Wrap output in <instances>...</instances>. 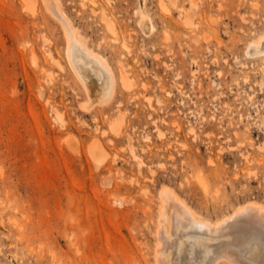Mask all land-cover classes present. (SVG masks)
Listing matches in <instances>:
<instances>
[{"label":"rangeland","instance_id":"rangeland-1","mask_svg":"<svg viewBox=\"0 0 264 264\" xmlns=\"http://www.w3.org/2000/svg\"><path fill=\"white\" fill-rule=\"evenodd\" d=\"M61 1L118 77L124 65L131 87L118 79L110 103L86 108L61 24L41 0L35 11L22 0H0V264H72L75 234L83 262L145 264L141 253L153 245L165 183L210 217L247 197L264 201V167L240 153L264 157L257 124L264 117V69L245 54L248 40L264 32V0H163L168 20L160 0H97L114 18L116 39L92 0ZM182 7L194 13L192 29ZM139 9L153 29L141 25ZM117 119L122 132L111 130ZM177 124L195 126L200 137L184 136ZM224 127L240 134L248 127L254 144L238 150L237 137L219 136ZM94 134L109 166L97 165L89 152Z\"/></svg>","mask_w":264,"mask_h":264},{"label":"bare ground","instance_id":"bare-ground-1","mask_svg":"<svg viewBox=\"0 0 264 264\" xmlns=\"http://www.w3.org/2000/svg\"><path fill=\"white\" fill-rule=\"evenodd\" d=\"M22 1L23 4H29L33 11L36 10L35 7L38 5V0ZM41 1L49 14L61 24L64 30L63 32L66 37L65 52L68 62L87 92V96L83 101L86 108L90 109L94 106H102L110 103L116 95L118 79L126 88L131 87L129 78L125 73L126 70L124 69V65H119L120 74L118 77L113 66L109 63L108 58L101 51L91 46L85 36H83L78 30L79 28L73 24L61 0ZM92 1L93 10L101 13V17L105 24L114 33L113 39H116L117 33L115 31L114 18L109 15L105 6L98 5L96 3L97 0ZM165 3L163 0H160L159 6L167 18L170 15V10ZM139 12L141 15V25H148V27L153 29L151 17L141 9H139ZM181 13V18L184 24H188V28L192 29L193 24H195V21H193V11L182 7ZM169 21L171 22V20ZM205 37L207 36H204V38ZM162 39H164V37ZM198 39V35L194 36V40L197 41ZM122 44L127 47L126 43ZM245 47V54L250 58H257L259 60L260 67L264 69V32L251 37ZM32 53L34 59H36L35 51L32 50ZM47 54H49V57L54 59L57 64L61 65L59 60L55 58L50 51H47ZM161 88L165 90L163 85H161ZM169 92L167 94H169ZM246 111L243 113H246ZM231 117L233 116L231 115L230 118ZM239 117V119L242 120L243 115L239 114ZM204 118L205 117H203V119ZM228 124L234 125L235 123L229 122ZM257 124L264 130V117H262ZM121 125V120L117 119L112 123L111 130L120 132L122 130L120 128ZM177 126L178 131L183 130V135L186 137L192 135L194 140H197L200 137L195 126L191 125L188 129L185 127L182 128L180 124H177ZM248 127H246L248 132L244 133V131L243 134H240L237 129L231 132L227 127L219 130L218 133L219 136L225 135L229 139H231V135L237 137V139H239V144L236 145V148H238V150H242L243 148H248V146L250 147L254 144L253 137ZM158 133L161 137L166 136V134H164L165 132L162 130H159ZM90 139L92 140L89 146V152L96 159L97 165L109 166L108 151L101 142L100 138L94 134L90 137ZM207 139L210 143L209 145L212 147V143L214 142L212 135L208 134ZM129 141L130 144H132L131 138H129ZM223 145L228 148V144ZM219 149H221L222 154V150H224L223 146L220 145L218 150ZM245 151L246 149L240 153L243 157L242 159H244L246 163H250L254 160L259 166L263 165L264 167V157H254L251 154L252 152H249L250 150ZM210 161H213L212 158ZM97 165L95 164V166ZM248 172L249 173L244 171V173H247L248 177L256 175L257 173L254 171L252 173L251 171ZM241 173H243L242 169H240L239 172H235V176L238 177ZM200 182L202 185H205L201 179ZM156 201V215L154 222L152 223L153 228L151 229V233L154 236V242L151 247H147V249L145 251L143 250L141 253L145 264H150L149 260L151 257L153 264H264V201L259 198L255 196L247 197L242 202L237 203L231 210L217 217H210L201 213L187 200L186 197L182 196L173 186L166 183L160 186L158 200ZM77 223L78 226L83 224L80 221ZM83 243H88L92 246L94 241L91 237H85ZM71 244L73 246L74 257L72 264H112L114 262L110 263L103 260H94L89 263H87L88 261L83 262V258L87 255L85 253V248L79 244L76 234L74 235ZM131 258L132 257H130V259ZM53 263L59 264L56 261Z\"/></svg>","mask_w":264,"mask_h":264}]
</instances>
